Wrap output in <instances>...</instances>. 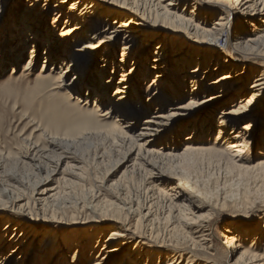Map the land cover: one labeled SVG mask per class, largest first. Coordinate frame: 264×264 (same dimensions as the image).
<instances>
[{"label": "bare ground", "instance_id": "obj_1", "mask_svg": "<svg viewBox=\"0 0 264 264\" xmlns=\"http://www.w3.org/2000/svg\"><path fill=\"white\" fill-rule=\"evenodd\" d=\"M15 1L0 0V65L11 71L25 51V73L41 57L39 73L55 74L51 88L112 116L117 129L104 136L125 154L106 179L141 170L150 200L112 201L131 213V225L100 217L105 199L81 201L73 190L82 184L83 158L72 145L90 132L71 141L48 134L44 145L27 140L16 156L0 153L9 248L37 246L40 264H83L85 255L88 264H219L222 257L264 264V0H82L99 15L74 10V0H25L11 20ZM202 157L236 176L241 202L258 212L256 220L227 221L221 240L213 217L199 213L208 205L171 169ZM155 199L170 217L162 235L152 228ZM82 210L93 218L81 219Z\"/></svg>", "mask_w": 264, "mask_h": 264}, {"label": "rangeland", "instance_id": "obj_2", "mask_svg": "<svg viewBox=\"0 0 264 264\" xmlns=\"http://www.w3.org/2000/svg\"><path fill=\"white\" fill-rule=\"evenodd\" d=\"M74 1V10L78 11L79 7H81L84 10L89 9L95 12V15L104 13L98 9H96L97 11L93 10L94 7L86 1ZM15 2L16 6L11 10L13 12L11 20L17 19V15L25 4V0H16ZM64 6L66 7V5ZM8 23L9 21L6 24ZM58 24H56V28L60 25ZM223 42L224 40L222 39L218 44H223ZM26 57L27 53L24 51L18 61H16L17 64L12 68V72L10 71V66L6 65V63L2 66L0 65V153H10L16 156L22 148L27 146V140L44 145L45 137L48 134L71 141L77 138L79 136L77 133L83 130L90 132V136L87 139L85 138L86 140H76L75 144H71L74 151L76 150L75 152L81 159L83 158L82 184L74 185L73 190L81 201L89 200L96 196L97 200L100 201L101 198L102 201L104 198V202H101L106 205L104 210L106 211L107 208V214L100 215V217L108 219L118 217L119 215L118 218L120 220H124L131 225L133 223L131 213L126 210L114 209L109 205L112 201H114L113 204L118 203L122 196L136 201L140 206L148 204L150 198L147 190H145L146 180L141 170L129 173L124 179H118V174L109 178L110 180L106 179L107 175H109L108 172L111 171L117 160H120L123 154H125L123 147H114L112 142L104 136V133L109 132L112 130V127H115L114 118L112 116L106 118L99 117L96 115L94 108H92L91 101L88 103V106H79L74 104L73 100H67L66 92L63 90L51 88L52 79L55 74L50 75L47 72L39 73V67L42 63L41 60H44L43 58L38 57L29 72H22L21 67L25 64ZM48 77L51 79L47 80ZM144 86L145 83L143 82L140 85V89H143ZM80 112L89 117L83 118L79 115ZM159 146L161 145H156V148ZM201 159L189 165L179 164L177 166L178 163L174 162L171 165V169L175 168L172 169V172L178 171V175L180 174V177L185 179L184 182L188 185L189 192L194 193L198 199L208 205L199 213L211 218L213 217L212 230L218 240H221L220 234L227 221L235 216L256 220L257 217L255 216L258 212L254 210L255 208H246L247 204L241 202L242 189L240 190L241 185L238 186L239 184H236V176H232L233 178L230 175L226 176L227 172L224 170V167L222 168V165L219 166L213 160L211 162L207 157H202ZM15 160L17 162V157H15ZM174 164L177 166V170ZM119 194L121 197L118 196ZM106 200H109V202L105 204ZM150 206L156 215V221L153 222L152 228H157L162 235L166 233V225L170 222V217L166 213L168 211L159 199H155ZM165 215L167 220L165 219ZM79 217L84 220H91L93 218L92 214L86 210H82L79 213ZM11 218L23 221V218L18 215H13ZM239 222L244 225L250 224L246 222L242 223V220ZM6 227L7 219L0 216V263H4L5 258L12 254V258L9 260L10 264H40L37 246L19 248L20 251L9 248V244L5 243L6 238L4 233H9ZM107 234L108 232L105 233L104 237ZM86 237L82 238V244L86 241ZM2 243H4L5 248H1ZM89 245L90 242H88ZM216 245L219 247L217 248L218 250L221 249L219 243ZM74 250V245L67 250L66 255L68 258L72 257ZM33 256L34 258L31 261ZM86 258L85 255L82 259L83 264H88L89 261ZM222 258H218L219 264H227Z\"/></svg>", "mask_w": 264, "mask_h": 264}]
</instances>
